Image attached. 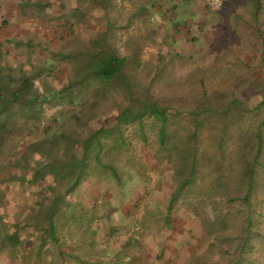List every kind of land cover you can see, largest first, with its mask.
<instances>
[{
    "label": "rangeland",
    "instance_id": "374dc122",
    "mask_svg": "<svg viewBox=\"0 0 264 264\" xmlns=\"http://www.w3.org/2000/svg\"><path fill=\"white\" fill-rule=\"evenodd\" d=\"M143 1L111 0L109 20L104 19L102 10H94L81 21L78 11L67 15L62 10L64 5L72 6L74 0H0V128L5 127L0 129V135L2 144L8 141L6 144L13 145L11 142L15 141L17 146L6 148V152H16L15 160L22 157L23 161L21 166L16 162L14 169L8 166L9 173L30 178L33 160L43 159L36 148L44 141L40 138L48 133L51 142L55 130L64 129L68 121L75 122L74 115L80 120H92V127H98L97 123L113 127L123 108H139L134 99L123 93L120 77L107 88V94L98 98L91 94L84 97L67 88L79 76L74 71L75 59L81 61L78 52L91 49V42L100 37L119 55H137L138 63L123 70L124 81L134 85L132 98L137 92L147 94L144 89L150 87L151 99L168 107V114L183 113L182 117L189 116L187 120L191 119L194 126L201 123L200 128L204 124L213 126L209 120L210 103L218 109L237 95L246 108L255 109L260 100L259 89L264 88V68L259 60L264 36L258 38L252 27H261L256 11L261 9L264 17V0H259L258 7L254 6L256 0H196L189 5L183 4L186 0H157L153 8L150 2ZM154 10L168 14L156 17ZM66 23L70 27H65ZM254 81H259L256 86L251 84ZM219 88L222 91L213 94ZM22 97L29 100L22 101ZM98 99L101 104L95 102ZM263 115L264 110L253 112L247 121L255 125ZM167 116L168 131L185 121ZM150 123L144 119L146 141L140 140L136 124L122 130L125 145L109 158L120 184L110 171L99 170L102 185L110 190L111 221L119 227L118 231H149L144 242L159 251L160 264H264V153L257 159L255 169L260 183L249 206L241 202L230 204L225 195L210 197L220 173L215 164L209 163L199 167L193 182L175 198L180 168L172 158L165 160L156 153V129ZM78 133L84 136L85 130ZM203 134L195 143L202 149L214 146L215 135L209 130ZM11 135L15 138L6 140ZM6 152L5 146L0 145V162ZM242 153L246 154L245 159L253 157L249 151ZM236 173L226 174L221 183L234 187ZM50 179L51 176L46 177ZM89 185L85 187L100 186L93 182ZM48 194L28 186L20 187L16 195L4 191L0 214L8 220L23 206L30 215L29 207L35 201L31 195L48 199ZM78 197L74 194L66 199L75 203ZM248 214L258 224L256 229H246ZM98 223L101 228L107 224L105 220ZM70 228L68 223L57 227L60 239L62 234L67 238ZM80 228V224L74 225V231ZM138 241H142V236ZM168 249H173L171 257ZM174 249L182 251L175 254ZM129 251L126 249L121 257L125 258ZM30 253L29 250L27 258ZM4 260L1 255L0 261Z\"/></svg>",
    "mask_w": 264,
    "mask_h": 264
},
{
    "label": "trees",
    "instance_id": "16d2710c",
    "mask_svg": "<svg viewBox=\"0 0 264 264\" xmlns=\"http://www.w3.org/2000/svg\"><path fill=\"white\" fill-rule=\"evenodd\" d=\"M156 1L144 0L143 2H150L153 8L156 6ZM195 2L196 0H186L183 4L189 5L190 3L195 4ZM110 3L111 0H74L72 6L68 7L64 5L62 10H66L67 15H70L71 12L78 11V17L81 21L91 15L92 11L102 10L104 19L109 20L108 13L113 7ZM258 3L260 1L256 0L254 6ZM259 5H256V7ZM143 8L145 7L143 6ZM138 11L142 10L138 9ZM256 12H259L257 18L258 23H261V27L258 29L260 25L257 27L251 26L252 31L255 33L258 32V38L263 39L264 17L261 9L260 11L258 9ZM167 14L166 11L154 10L153 12L154 16L160 18L165 17ZM233 19H236V17H233ZM65 27L70 26H67L66 23ZM91 47L86 52H78V56H81V61L78 63L77 59H75L74 71L76 73L79 72V76L77 79L71 80L67 88L77 91L76 93H82L84 97L91 94L94 98H98L102 94H107V88L120 77L123 93H126L125 96H128L131 100L134 99L139 108L136 111H132L129 107L123 108L117 116L116 123L113 127L103 126L101 123L95 124L98 127H92V124H90V122H93L92 120L89 121L86 117L80 120L77 119L78 116L74 115L75 122L70 124V121H68L67 123L69 125L64 129L59 131L55 130L51 142L47 139L48 133H45V136L40 138V140L43 139L44 141L36 147L41 151L40 156L43 159L33 160L34 164L29 169L30 178L21 177L17 172L11 174L9 173L10 171L6 170L8 166H10L8 168L14 169L16 162L21 166L23 161L22 157L17 161L15 160L16 152L9 154L6 152V148L11 150L13 145H16L15 141L11 142L13 145L6 144L8 141L2 144V137L0 135V145L5 146V152L7 154V157H3L0 162V185H4L2 189L0 188V206L2 204L1 197H4V191L16 195L20 187L28 186L29 188L38 187L43 190V193L45 191L49 193L48 199L42 196L37 198L31 195V199L35 201L29 207L31 209L30 215L23 208L20 212L17 211L15 215L13 214V217H9L6 224L3 223L0 217V246L2 253H4L3 249H7L5 251L6 254L4 253L7 259H15L16 251L14 250L20 244L21 238L19 231H22L23 235L26 234L24 235L26 239L29 238L31 231L39 233V244L35 258L42 259L46 256L45 253L42 255V249L46 246L48 240L54 242V234L60 224L65 226L68 223L71 227L69 231H74L72 230L74 225L79 226L80 224L83 228L87 229L90 228L93 220L110 219L109 216L98 213V209H101V211L103 209L104 212V209H109L108 207H110L108 205L110 190L108 187L102 185L103 180L99 178V170L110 171L115 178L114 181L120 184L117 180L116 167L114 168L109 158L112 153L119 151L125 145L122 130L130 124L137 125L138 131H140L139 138L141 141L147 140L143 131L144 119H149L151 121L150 124L156 129V153H159L161 158H165V160H168L169 157L170 159L172 158V162L180 168L178 186L173 193V195L175 194V198L176 195H180L185 187L193 182L195 174L197 173L196 171L204 163L207 165L215 164L219 168L220 173L217 185L212 186L213 188L210 186L212 188L210 190V197L225 195L227 198L226 202L230 204L241 202L249 206V199L260 183V177L257 175L258 170L255 168L258 166V157L264 153V115L255 125L249 124L247 119L253 112L264 110V88L259 89L261 91L259 92L260 100L255 106V109L251 111L240 102V98L237 95L231 97L229 101L221 103L218 109L210 103L211 116H209V120L212 121L210 122L213 123V126L210 128V125L206 126L204 124V127L200 128V122H198L200 125L195 124L194 126L191 119L187 120L189 116L182 117L183 113H177L175 115L168 114V107H163L157 99H151L153 96L151 95L149 86L147 89L143 88L147 90V94H144L145 91L142 93L137 92L134 98H132L134 85L129 81H124L123 70L131 63H138L137 55H132V58L119 55L113 48L105 45L101 37L91 42ZM259 56V60L262 63L261 68H264V47L263 52ZM72 58L75 57L73 56ZM258 82L254 81L251 84L256 86ZM199 83L202 84V81H199ZM190 84L194 85L195 82ZM216 84L219 86V81ZM179 86L182 89V85ZM218 91H222V88L214 90L213 94ZM66 95H68L67 92ZM144 98H146V101L143 100ZM21 99L22 101L29 100L25 97ZM95 102L102 103L101 99ZM174 108L176 111H179L176 107ZM187 112L193 113L192 110H188ZM167 115L172 118H185L182 125L185 127L179 125L172 131H168L169 118ZM32 127L34 128V126ZM80 129L85 130L84 136L79 135L78 131ZM205 129L215 135L213 143L215 145H208L202 149L195 141L199 136L202 137L204 135L203 131H207ZM14 138V135H11L6 140ZM33 151L37 153L36 150ZM248 151L249 153H253L252 159H245L246 154L242 153ZM91 164L94 167H91ZM261 167L264 169V165ZM232 171L237 172L234 187L226 186L224 183L222 184V178ZM47 176H51V179L46 180ZM20 178H25V182L20 180ZM92 182L95 186L96 183L100 186H97L98 188L96 189L85 187L87 183L90 184L89 186H92ZM74 194H79V197L82 198L85 196L90 197L88 204L90 211L86 210L84 204H79V201L75 203L67 201L66 196L71 198ZM97 200L100 202H96ZM90 205L91 207H89ZM68 211H70V215H67ZM252 219L253 217L248 214L246 219L247 230L258 227V224L253 223ZM245 242L247 243L246 240ZM58 260L63 262L62 254H60ZM50 264H55L53 259H51Z\"/></svg>",
    "mask_w": 264,
    "mask_h": 264
},
{
    "label": "crops",
    "instance_id": "0c3cea01",
    "mask_svg": "<svg viewBox=\"0 0 264 264\" xmlns=\"http://www.w3.org/2000/svg\"><path fill=\"white\" fill-rule=\"evenodd\" d=\"M77 200L80 202L79 204H84L87 211H90V208H88L90 197H78ZM110 201L111 198L109 196L108 202ZM96 202L100 201L97 200ZM79 207L85 209L84 207ZM89 207H91V205ZM3 208L4 210L7 209L5 204ZM108 208L109 209H104V212L103 209L102 211L98 209V213L100 215L109 216V220L104 218L102 220H93L90 228L84 229L80 225L81 228L79 231H66V239L64 238V234L61 235L60 239L59 232L61 231H56L54 234V242L48 240L46 246L42 249V255H44V253L46 254L42 259L35 258V253L39 244V233L31 231L29 238L26 239V237H24L26 234L23 235L22 231H19L21 237L20 244H18L14 250L17 256L15 254L14 260L7 259L5 256V251H7V249H3L4 254L0 246V256L4 255L6 259L0 261V264H24V262L25 264H50L51 259H53L55 264H160L161 258L159 256V251L156 248L154 250L152 245L144 242L149 231H118L119 227L111 221L113 218V211L110 212V207ZM20 210H23V206L20 207L19 212ZM16 213L17 212H15V214ZM0 217L3 223L6 224L7 220H5V216L0 214ZM104 220L107 224H104L102 228L99 227L98 222ZM72 230H74V226ZM136 232L139 234H136ZM141 236L142 241L140 242L138 240H140ZM166 248L165 246V249ZM126 249H130L127 254L129 256L126 255L125 258H122L121 255L126 252ZM29 250L31 255L30 258H27ZM174 250H176L174 252L175 254L182 251L181 249ZM168 253L171 257L173 255V249H168ZM60 254H62L63 262L58 260Z\"/></svg>",
    "mask_w": 264,
    "mask_h": 264
}]
</instances>
